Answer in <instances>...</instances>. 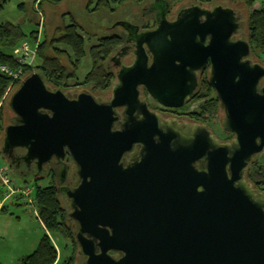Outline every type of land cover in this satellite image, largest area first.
Masks as SVG:
<instances>
[{
    "label": "water",
    "instance_id": "water-1",
    "mask_svg": "<svg viewBox=\"0 0 264 264\" xmlns=\"http://www.w3.org/2000/svg\"><path fill=\"white\" fill-rule=\"evenodd\" d=\"M158 4L156 25L136 35L133 62L118 73L110 102L87 90L52 89L36 71L25 75L6 100L13 121L3 127L1 153L6 158L22 148V161L37 167L68 154L76 178L67 192L69 217L84 264L111 263L108 251L115 242L108 228L116 196H133L136 224L144 217L141 196H197L198 213L213 220L195 233L198 245L186 248L196 264H264V198L252 202L247 196H254L253 190L242 179L244 167L264 148V67L247 59L251 47L236 37L240 25L231 8L192 4L168 21L167 4ZM207 62L223 126L235 139L220 143L197 126L191 143L170 147L180 127H158L159 116L147 109L137 87L143 85L165 106L179 107ZM120 105H126L127 117L115 130L112 108ZM134 143L141 147L123 168L120 160ZM195 161L198 169L191 164ZM132 235L134 245L142 246L162 232L134 228ZM134 245L127 250L119 244L124 259L139 249L147 256L161 250ZM165 252L172 257L178 248Z\"/></svg>",
    "mask_w": 264,
    "mask_h": 264
},
{
    "label": "flooded vegetation",
    "instance_id": "flooded-vegetation-1",
    "mask_svg": "<svg viewBox=\"0 0 264 264\" xmlns=\"http://www.w3.org/2000/svg\"><path fill=\"white\" fill-rule=\"evenodd\" d=\"M157 1L160 0H156L154 6L152 7L154 10L159 6V2L157 3ZM194 4L199 5L198 3ZM169 11L170 10L168 6L165 17L168 21H173L177 11L170 17L168 16ZM117 25L123 28L125 37L123 39L121 38V44L117 48L113 49L107 59L104 61L105 69L111 76V86L109 85V93L106 95L94 93L90 90L89 85H85L86 88L81 87L80 90L75 89L72 92L63 91L61 89L63 92L73 94L81 90H87L93 95V97L99 100L106 101L107 103L111 101L113 90L119 84L118 73L123 67L129 66L133 62V51L135 47L136 35L143 30L153 29L156 25V18L152 17V26L150 28L146 26V28L143 29L138 24L120 20L117 21ZM128 55H130L131 61L129 64H124L123 57ZM251 56L252 51L250 49L247 59L251 63H256L252 61L250 58ZM148 57L150 62V53H148ZM209 66V63L207 62L204 69L197 74L196 85L192 91V95L185 99L184 103L179 107L165 106L155 100L143 85L137 87L139 97L144 99L147 109L159 116L160 119L156 121L158 127H161L162 124L165 123L180 127L178 130L176 129L178 135L169 142L170 147H172V142H175L181 146L191 143L194 139L192 136L197 133V126H201L206 132L214 136L220 143H229L235 139V134L228 131L223 126L224 111L220 108L215 91L208 81L207 71ZM262 66L264 67V65ZM260 85L264 86V78L260 80ZM50 87L54 89V87ZM107 89L101 91H106ZM212 92L214 93V97L209 98ZM213 99H216V108L221 112L219 131L216 130L210 122V119H212L213 110L215 109L212 108V104H214ZM197 101H202L198 108L194 110H185L189 104ZM209 104L211 105L209 106ZM112 109L115 112L116 118L114 121V129L119 130L120 125L127 117L126 105L116 106ZM133 114L139 118L141 117V114H138L137 111H135ZM11 121H13V113L9 119V123ZM161 130L165 131V129ZM140 147L141 144L134 143L132 147L123 154L120 160L123 168L127 167V165L131 163V156H133L134 153L140 149ZM23 154L24 149L16 148L9 156L6 158L4 157V159L8 161L7 167L12 168L13 172L16 173V175L20 178L31 179L32 183L33 180L40 178H47L51 183H54L58 195L63 196L66 207L65 209L63 208L66 212V220L72 232L73 242L76 249L78 250V245L75 241L74 227L72 220L69 217L70 209L67 192L73 188L76 178L73 174V165L68 154L65 152L64 158L60 160L53 158L40 167H37L34 161L27 163L23 162L21 159ZM191 164L196 169H198L197 161ZM243 170L244 172L242 179L244 183L250 185L254 194V196L247 197L252 202H258L260 199L264 198V148L252 156L250 162L247 163ZM141 197L143 198L141 204L143 206L144 217L143 219L137 218L136 224L134 221L133 196H116L113 206L114 213H112V228H108L110 234L114 236L115 242L113 248L108 251L111 259V263L109 264H167L169 262L172 264H196L197 258L194 254H192V251H190V254L188 255L186 248H192L198 245L196 238L197 236L195 233L199 231L204 225H206L208 229L210 227V219L211 221L213 220L211 215L208 216V213H206V216L202 213H198L197 196ZM134 228L144 232H162L161 236L153 235L152 237L146 238L145 241L142 242L144 246L159 247L161 250H158V253L152 252L153 256H147L144 255V250L139 249L137 251V256L124 259L125 252L118 246L119 244L124 247L126 246L128 250V248L135 244L132 235ZM154 237H156V239H154ZM134 246L142 247L139 242ZM167 247H173L174 249L178 248V252L175 256H166L165 248ZM77 255V264H84V255L78 251ZM70 264H75L74 260H72Z\"/></svg>",
    "mask_w": 264,
    "mask_h": 264
},
{
    "label": "rangeland",
    "instance_id": "rangeland-1",
    "mask_svg": "<svg viewBox=\"0 0 264 264\" xmlns=\"http://www.w3.org/2000/svg\"><path fill=\"white\" fill-rule=\"evenodd\" d=\"M18 2L19 0H6V2L3 4V7L0 9V24L12 23L20 25L22 31L25 34V36L21 38V42L26 43L30 47H32L33 44L36 43L38 46L43 30L46 31L47 37H50L54 35L55 31L61 27L62 23L68 24L70 14L74 16V19L82 27L83 38L85 40L84 48L87 56L82 60L79 69L77 70V77L69 80L67 83L68 85L64 89H62L63 91L72 92L75 89L80 90L81 87L86 88L83 78L91 68V60L88 56V50L90 49V47L96 46L99 43V40L104 36L107 37L110 35H117L123 39L125 37L124 30L122 27L117 25L118 20L138 24L143 29L146 28V26L150 28L152 26V17L154 14V9L152 7L154 6L156 0H146L142 5H135L129 2H125L124 4L117 6L115 11L111 13L102 10L96 13L84 12L83 7L86 3V0H61V2L57 5L43 3L41 9L38 6H34L35 13L32 11L30 1H25L24 10H19L17 6ZM158 2L170 4V11L168 15L169 17L179 9L194 4V1L192 0H160ZM260 2L261 0L256 1L253 5H251V7H247L246 4L236 0H200L197 3L207 9H211L215 5L230 7L236 14L240 25L236 34L237 38H243L247 40L246 30L248 13L250 10L258 8L260 6ZM143 8L145 9L142 13L140 10H142ZM156 9L158 11V8ZM65 13L68 14L64 16ZM38 22L40 23V25L37 26ZM36 30H39V34L38 37L34 39L32 35H30V33ZM251 51L252 56L250 58L252 59V61L264 65V55H262L261 52L257 49L251 48ZM130 58V55L123 57V63L129 64L131 61ZM35 63L36 56L33 64ZM33 71L37 70L35 69ZM27 74L28 72H25L23 77ZM16 88L17 86L13 85L10 88L8 94L0 100V163L6 166L11 181L17 183V186L28 185L35 187L34 182L32 183L23 181L22 178H20L16 175V173L13 172L12 168H7L8 161L4 159V156L1 153V140L3 135L2 129L4 125L9 123V119L12 116V112L6 104V100ZM90 90L94 93L106 95L107 93H109L110 87L106 91L91 88ZM210 97H214L213 92L211 93L209 98ZM201 102L202 101L191 103L186 107L185 110H194L198 108ZM210 105L211 104H209V106ZM220 117L221 112L215 107L210 122L218 131L220 127ZM49 183H51L49 179L40 178L37 185L45 186ZM5 190L6 185H3L0 181V191ZM59 200L62 208L65 209L66 207L63 196L59 195ZM2 207H4L3 211H1ZM1 208L0 264H21V258L30 254L35 249L40 237L43 234H47L49 236L52 244L57 251L59 262L63 260V258L73 255L72 258L74 260V263H78L77 249L72 247L68 239L58 234H52L44 230L38 220V217H36L35 215L36 206L33 209V207L27 203L26 198L16 196L15 194V196L7 198L3 202V206H1ZM56 264H58V262Z\"/></svg>",
    "mask_w": 264,
    "mask_h": 264
},
{
    "label": "trees",
    "instance_id": "trees-1",
    "mask_svg": "<svg viewBox=\"0 0 264 264\" xmlns=\"http://www.w3.org/2000/svg\"><path fill=\"white\" fill-rule=\"evenodd\" d=\"M25 1H30L32 11L34 6L42 8L43 3L57 5L61 0H19V10H24ZM146 0H86L83 7L86 13H96L98 11L114 12L117 6L129 2L135 5H142ZM194 3L200 0H192ZM233 1V0H230ZM251 7L258 0H236ZM6 0H0V9ZM158 2V1H157ZM170 6V4H167ZM230 8V7H229ZM145 8L140 10L142 13ZM35 13V12H34ZM68 14L65 13L64 16ZM37 15V14H36ZM35 15V16H36ZM40 21V20H39ZM37 22V19H36ZM40 23H37V26ZM82 27L70 14L69 23L61 24V27L55 31L54 35L47 37L46 31L41 33V39L36 50V63L26 68V72L37 70L44 78L47 85L54 88L64 89L68 81L77 77V70L82 60L87 56L85 52V40L83 38ZM247 41L252 49H257L264 55V0H261L260 6L250 10L247 17ZM39 30L32 31L30 35L34 39L38 37ZM25 34L20 25L12 23L0 24V65H6L10 68L17 66L15 57L12 54L13 49L21 43V38ZM121 44V38L117 35L104 36L99 40L96 46L90 47L88 56L91 60V68L85 74L83 81L91 89L105 90L109 87L111 76L104 67V61L107 59L113 49ZM21 80L14 85L18 86ZM10 78L0 71V100L3 98ZM212 108L216 107V99H213ZM1 110V109H0ZM1 119V113H0ZM1 126V125H0ZM1 130V127H0ZM3 131V129H2ZM25 182H31V179L22 178ZM39 179L33 180V199L36 206L38 220L44 230L58 234L70 241L73 248V236L69 224L66 220V212L62 208L59 195L54 183L45 186L37 185ZM4 207L1 208V211ZM73 255L58 261L57 251L52 244L49 236L43 234L35 249L28 255L21 258V264H70Z\"/></svg>",
    "mask_w": 264,
    "mask_h": 264
},
{
    "label": "built area",
    "instance_id": "built-area-1",
    "mask_svg": "<svg viewBox=\"0 0 264 264\" xmlns=\"http://www.w3.org/2000/svg\"><path fill=\"white\" fill-rule=\"evenodd\" d=\"M37 43L33 44L32 47L28 46L26 43L21 42L12 51L13 56L17 62V66L10 68L6 65H0V71L10 78L8 87L4 93V96L8 94L10 88L18 80H22L26 68L34 65V60L36 56ZM3 96V97H4ZM8 168V167H7ZM0 181L3 185H6L5 191H0V208L3 206V202L11 196H19L27 199V203L35 208L34 199L32 196L33 187L28 185H16L14 181H11L9 177V172L4 164L0 163ZM35 215L38 217L37 210H35Z\"/></svg>",
    "mask_w": 264,
    "mask_h": 264
}]
</instances>
